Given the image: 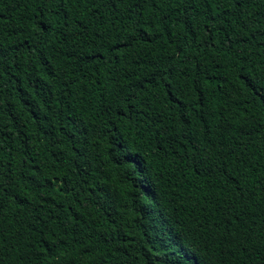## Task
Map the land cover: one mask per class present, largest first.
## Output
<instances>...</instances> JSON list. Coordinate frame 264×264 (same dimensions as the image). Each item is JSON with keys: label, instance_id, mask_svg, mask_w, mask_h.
Wrapping results in <instances>:
<instances>
[{"label": "trees", "instance_id": "trees-1", "mask_svg": "<svg viewBox=\"0 0 264 264\" xmlns=\"http://www.w3.org/2000/svg\"><path fill=\"white\" fill-rule=\"evenodd\" d=\"M0 264H264V0H0Z\"/></svg>", "mask_w": 264, "mask_h": 264}]
</instances>
